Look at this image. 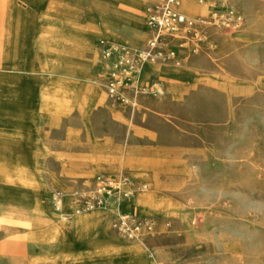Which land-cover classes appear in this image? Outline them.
I'll list each match as a JSON object with an SVG mask.
<instances>
[{"label":"rangeland","instance_id":"374dc122","mask_svg":"<svg viewBox=\"0 0 264 264\" xmlns=\"http://www.w3.org/2000/svg\"><path fill=\"white\" fill-rule=\"evenodd\" d=\"M227 1L240 27L205 24L201 52L112 99L99 42L143 49L136 9L0 0V264H264V0ZM123 174L129 200L79 209Z\"/></svg>","mask_w":264,"mask_h":264},{"label":"built area","instance_id":"2783aa9c","mask_svg":"<svg viewBox=\"0 0 264 264\" xmlns=\"http://www.w3.org/2000/svg\"><path fill=\"white\" fill-rule=\"evenodd\" d=\"M209 6L207 18H193L179 10L178 0H143L142 16L147 29L146 46L139 51L115 47L100 40L102 58L108 62L106 92L118 99L121 90L129 91L138 70L145 63L179 64L186 57L201 52L203 28L207 24L219 30H235L243 23L242 14L227 0H196ZM131 181L123 174L119 180L98 176L86 196L79 201L80 210L102 207L109 202L129 200ZM142 226L133 216L119 218L114 227L132 238ZM146 227H150L148 223Z\"/></svg>","mask_w":264,"mask_h":264},{"label":"crops","instance_id":"0c3cea01","mask_svg":"<svg viewBox=\"0 0 264 264\" xmlns=\"http://www.w3.org/2000/svg\"><path fill=\"white\" fill-rule=\"evenodd\" d=\"M108 3H115L117 0H104ZM119 1H122V2H125L129 7H131L132 9H136V11H138V14L139 16L142 18L143 20V23L141 21H137L135 20L132 16H124L123 17V21L126 22L128 28L130 29H136V30H143V33L146 35V39L148 38V33H147V29L145 27V24H144V19H143V16H142V11L144 9V2L143 0H119ZM141 9V10H139ZM89 44V43H87ZM131 45L135 46L137 45V43L135 41H131L130 42ZM153 72H156V73H159V74H162V75H169V76H172L174 71L173 70H170V69H162V68H159V67H151V66H147V67H143L140 71V75H139V78H141V80H143L145 78L146 75L150 74V73H153ZM5 71L3 72L2 69H0V82H3L5 78ZM96 95H98L96 93Z\"/></svg>","mask_w":264,"mask_h":264},{"label":"bare ground","instance_id":"6f19581e","mask_svg":"<svg viewBox=\"0 0 264 264\" xmlns=\"http://www.w3.org/2000/svg\"><path fill=\"white\" fill-rule=\"evenodd\" d=\"M180 7L187 15H192L195 12H197V10H199V7L197 5H195L194 3H191L190 0H181V5L179 6V10H180ZM91 216H95V217L99 218L100 213L95 212ZM78 222H79V220L77 221V223Z\"/></svg>","mask_w":264,"mask_h":264}]
</instances>
